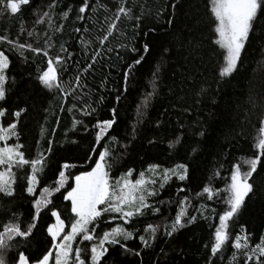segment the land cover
Instances as JSON below:
<instances>
[{"label":"trees","instance_id":"trees-1","mask_svg":"<svg viewBox=\"0 0 264 264\" xmlns=\"http://www.w3.org/2000/svg\"><path fill=\"white\" fill-rule=\"evenodd\" d=\"M48 2L49 0H32V4L23 6L20 13L0 14V37L6 35L9 40L17 43L43 48L46 36L50 35L52 39L48 43L53 45L48 49L50 56H55L60 51L61 44L69 51L76 48L78 53L79 47L74 37L80 34L74 29L77 26L90 27V23L75 20V0H60L52 18L57 27L63 25L61 31H50L47 22L34 25L33 9L38 4L46 5ZM139 2L150 5L151 11L156 14L145 17L134 39L132 27L135 22L125 21L128 28L123 42L137 48L147 43L150 52L145 55L142 64L136 66L127 85L128 91L123 94L119 103L115 101V95L117 89L123 88L125 62L117 60L116 53L108 54L111 59L107 63L112 67L104 69L108 74L107 87L99 88V73L96 80L89 79L95 92L106 97L103 104L93 105L97 108L95 117L75 114L76 118L85 123L91 121L88 123V132L80 130V126L75 132L71 130L73 116L67 112L71 101L65 104L62 111L59 101L54 99V95L58 93L50 94L36 79L37 69L46 67V58L42 54L26 51L27 60H22L11 51V45L7 43H0V50H5L10 59L6 73L7 100L0 103L10 111L26 109L17 125L19 142L24 145L22 151L26 157L36 155L37 140H41L42 148L48 147V139L53 140L52 152L45 153L48 157L47 166L41 176V183L37 186L36 196L41 187L53 183L58 176L59 165L63 163L76 165L67 170L73 175L90 170L91 161L85 163V155L94 141L92 123L96 119L108 118L110 113L106 110L109 106H115L118 109V123L110 134L116 136L117 143L111 146L113 155L109 157L112 164L110 177L116 178L122 172L132 169V179H135L141 171L148 169L149 164H159L163 168L172 167L176 163L190 165L188 180L181 182L173 178L158 197L150 198V203L161 208V214L153 215L148 210L144 217L135 221L136 227L142 229L147 223L170 224L179 210L178 201L186 196L189 197L187 213L196 216L197 220L174 234L173 238H165L161 228L157 240L149 248L141 246L138 237L125 242L128 247L141 253L139 257L124 254L119 246L115 249L109 246L108 264H206L210 244L214 240V226L219 223L218 215L213 213V209L215 213H221L225 209L224 190L230 182L231 168L234 164H239L242 170L246 169L242 161L256 154L254 143L260 138L259 129L264 127V34L259 30L252 33L251 42L246 44L242 52L238 70L226 81L217 84L223 50L213 43L215 35L210 12L206 7L207 0H138ZM69 3L73 4V10L67 20H61L59 13L67 10ZM173 3L177 5L175 9L171 7ZM157 9L163 14L157 12ZM135 12L139 15L140 9L137 8ZM168 18L173 19L172 24L167 23ZM22 26L24 31H21ZM149 28L155 31L148 32ZM29 31L33 32L31 37L28 36ZM145 32L148 34L144 35ZM165 48L169 50L167 53L163 51ZM127 62L131 63V60ZM154 72H157L156 76L153 75ZM200 86L208 87L210 95L203 97V103L195 105L193 100L197 97L194 92ZM154 91L157 95L150 97V106L145 107L148 103L145 97ZM179 96H183L187 104L192 105L191 115L178 111L181 106H186L183 101L177 100ZM213 100L215 103H212ZM165 108L169 109L166 116L163 115ZM138 112L143 113L142 118L138 117ZM197 116L204 123L206 136H193L189 131L182 137L181 144L170 149L169 141L174 140L176 134L185 131L178 125L183 123L187 126ZM10 119L15 120L14 117ZM141 119L142 122L136 125ZM0 122L6 126L7 114L6 118H0ZM158 122L160 126H157ZM133 125L137 126L136 138L129 142ZM41 126L47 130L43 139L40 137ZM52 129H55L54 134ZM149 140L154 143L149 144ZM14 142V139L9 141ZM102 143L106 144L107 138ZM122 144L128 145L127 150L121 147ZM96 147L99 148L98 145ZM192 147H196L197 151L191 152ZM249 182L254 185V191L245 198V204L229 223L232 238L243 229V235L249 236L250 246H254L264 237V167L258 166V172L253 174ZM206 185L216 189L212 200H208L206 194L203 197L197 196ZM71 186H74V180L70 176L68 184L61 191L66 192ZM14 187L18 189L19 185ZM178 187L185 191L177 192ZM32 199L19 190L11 198L0 195V231L4 224L15 219L14 214H19L21 226H25L30 219ZM53 199L55 207L67 221L71 215L70 201H63L59 193ZM161 200L168 203H157ZM201 205L205 207L201 208ZM201 211L208 217L207 220L201 217ZM115 215H109L107 221L102 220L97 231L122 225V220L113 219ZM54 222L50 212L42 214L40 231H36L35 238L27 244L22 240L14 243L7 254L9 264L19 250L33 258L44 251L46 241H50L45 231L46 225ZM69 229L70 225L66 223V232ZM233 251L235 250H230L229 246L223 254L213 257L215 264H229ZM237 260L238 264H244L243 253H237ZM249 264H255V258Z\"/></svg>","mask_w":264,"mask_h":264},{"label":"snow or ice","instance_id":"snow-or-ice-1","mask_svg":"<svg viewBox=\"0 0 264 264\" xmlns=\"http://www.w3.org/2000/svg\"><path fill=\"white\" fill-rule=\"evenodd\" d=\"M59 3L60 0H49L46 5L38 4L33 9L35 15L33 24L40 25L47 22L50 31H61L63 25L57 27L52 18ZM31 4L32 0H0V14L15 15L21 12L23 6ZM176 6V3L171 4L172 9ZM206 7L213 24L215 35L213 43L223 50L222 63L218 66L219 79L216 81L219 84L238 70L242 52L246 44L251 42L252 33L259 30L261 34H264V0H207ZM137 8L140 9L139 15L135 12ZM72 10L73 4L69 3L67 10L59 13L60 19L67 20ZM75 10L76 21L91 25L90 27L77 26L74 29L80 34L74 37L79 47L78 53L76 48L69 51L61 44L60 51L55 56H50L48 49L53 47L48 43L52 39L50 35L46 36L43 48H34L27 43H17L9 40L6 35L0 37V43L11 45V51L22 60H27L26 51L42 54L46 58V67L37 69L36 79L50 94L58 93L54 95V99L59 101L62 111L65 104L71 101L70 106L67 107L68 114L73 116L71 130L75 132L80 126V130L88 132V123L91 121L85 123L84 120L76 118L75 114L79 113L81 117H95L97 108L93 105L103 104L106 98L95 92L89 79L96 80L99 73V88L105 89L109 81L104 69L112 67L107 63L111 59L108 54L116 53V59L125 62V70L122 73L123 88L117 89L115 95V101L119 103L123 94L128 91L127 85L136 66L141 65L145 55L150 52V46L147 43L137 48L123 42L128 28L124 22H135L132 27V39H134L145 17L156 13L151 11L150 5L138 3V0H75ZM157 12L161 10L157 9ZM167 23L172 24L173 19L168 18ZM21 31H24L23 26ZM154 31L153 28L148 29V32ZM32 35L33 32L29 31L28 36ZM163 51L167 53L169 50L165 48ZM128 60H131V63H128ZM9 66V56L5 50H0V102L7 100L8 76L6 73ZM157 72L153 75L156 76ZM154 95H157L155 91L147 94L145 99L148 103L144 105L145 107L150 106L149 98ZM194 95L197 99L193 100V104L199 105L203 103L204 96L210 95L209 88L200 86ZM94 96L97 98L94 99ZM177 100L183 101L186 105L181 106L178 111L191 115L192 105H188L183 96L177 97ZM212 103H215V100ZM25 111V108L10 111L3 103H0V118H6V114L8 118L6 126L0 122V144H2L0 146V195L11 198L16 196L19 190L20 193L33 198L30 219L26 225L22 227L19 214H14L15 219L4 224L3 230L0 231V264H9L7 254L12 250L14 243L22 240L27 244L35 238V232L40 231L39 221L42 219V214L48 212L52 218H55V223L46 225L45 231L50 241H46L45 250L38 253L35 258L19 250L11 264H108L109 246L114 249L119 246V250H122L124 254L139 257L141 253L128 247L125 242L138 237L139 244L149 248L157 240L161 228L165 238H173L174 234L181 229L196 222L197 217L187 213L189 197L186 196L178 201L179 210L170 224L147 223L142 229L136 227L135 221L144 217L148 210H151L153 215L161 214V208L150 203V198L158 197L173 178L181 182L188 180L190 165L176 163L172 167L163 168L159 164H149L148 169L141 171L135 179H132V169L122 172L116 178L110 177L112 164L109 162V157L113 155L111 146L117 143L116 136L110 134L118 123V109L115 106H109L106 110L110 113L108 118L96 119L95 123H92L94 141L88 154L85 155V163L91 161L90 170L73 175L67 170L76 165L63 163L59 165L58 176L53 183L41 187L39 195L36 196L37 186L41 183V176L47 166L48 157L45 153L52 152L53 140H47V148H42L41 140H37L36 155L26 157L25 152L22 151L24 145L19 142L20 133L17 127ZM45 111L48 110L45 109ZM168 111L169 109L165 108L163 115L166 116ZM137 115L142 118L143 113L138 112ZM11 117L15 120L10 119ZM140 122L142 119L138 120L136 125ZM57 124H59V118H57ZM136 125L132 127L129 142L136 138ZM157 126H160L159 122ZM178 126L185 131L176 134L175 139L169 141L170 149L181 144L182 137L189 131L193 136L204 137L207 134L199 116L187 126L183 123ZM259 132L260 138L254 143L256 154L242 161L246 169L242 170L239 164H234L231 168L230 182L224 190L225 209L221 213H215L213 209V213L218 215L219 223L214 226V240L210 244V255L207 257L206 264H215L213 257L223 254L229 246L230 250H235L231 254L229 264H238L237 253H243L244 264H249L253 258H255V264H264V237H261L254 246H250L249 236L243 235V229L232 238L229 223L234 220L245 204V198L254 191V185L249 182L253 174L258 172V166L264 167V159H262L264 157V127H261ZM46 133L47 130L41 126V139L46 136ZM52 133H55V129H52ZM106 138L107 143H102ZM13 139L15 142L9 143ZM152 143L154 141L149 140V144ZM97 145L99 148L96 147ZM121 147L127 150L128 145L122 144ZM196 151V147L191 148V152ZM70 176L74 180V186L62 192ZM17 184L18 189L14 187ZM184 191L182 187L177 188V192ZM56 193L61 195L63 201H70L71 215L67 221L62 218L61 212L54 205L53 197ZM205 194L208 200H212L216 195V189L206 185L202 192L197 193V196L203 197ZM157 203L168 202L161 200ZM204 207L201 205V208ZM66 210H68L67 206ZM111 214H116L113 219L118 218L123 221V224L110 226L98 232L100 222L107 221V217ZM200 215L205 220L208 219L202 211ZM66 223L70 225V230L67 232ZM141 232L143 234H140Z\"/></svg>","mask_w":264,"mask_h":264},{"label":"rangeland","instance_id":"rangeland-1","mask_svg":"<svg viewBox=\"0 0 264 264\" xmlns=\"http://www.w3.org/2000/svg\"><path fill=\"white\" fill-rule=\"evenodd\" d=\"M55 219V218H54ZM55 223V222H54ZM70 230V229H69Z\"/></svg>","mask_w":264,"mask_h":264}]
</instances>
